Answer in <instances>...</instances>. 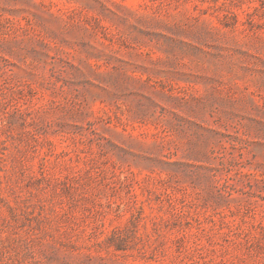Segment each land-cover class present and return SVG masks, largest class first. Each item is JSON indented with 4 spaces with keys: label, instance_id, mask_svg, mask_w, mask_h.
Masks as SVG:
<instances>
[{
    "label": "rangeland",
    "instance_id": "obj_1",
    "mask_svg": "<svg viewBox=\"0 0 264 264\" xmlns=\"http://www.w3.org/2000/svg\"><path fill=\"white\" fill-rule=\"evenodd\" d=\"M0 264H264V0H0Z\"/></svg>",
    "mask_w": 264,
    "mask_h": 264
}]
</instances>
